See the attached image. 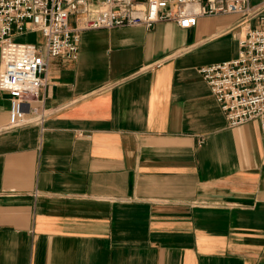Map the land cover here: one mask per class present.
Wrapping results in <instances>:
<instances>
[{"label": "crops", "instance_id": "crops-1", "mask_svg": "<svg viewBox=\"0 0 264 264\" xmlns=\"http://www.w3.org/2000/svg\"><path fill=\"white\" fill-rule=\"evenodd\" d=\"M247 25L83 29L48 58L40 124L7 129L0 89V264H264V134L229 127L198 70Z\"/></svg>", "mask_w": 264, "mask_h": 264}, {"label": "built area", "instance_id": "built-area-1", "mask_svg": "<svg viewBox=\"0 0 264 264\" xmlns=\"http://www.w3.org/2000/svg\"><path fill=\"white\" fill-rule=\"evenodd\" d=\"M228 12L250 23L238 38L237 55L198 70L229 127L257 119L264 134V0L257 5L250 0H0V89L10 93L6 128L42 123L47 110L40 88L48 58H76L83 29L148 28L165 19L188 27L198 15ZM29 31H40L43 42L16 37Z\"/></svg>", "mask_w": 264, "mask_h": 264}, {"label": "rangeland", "instance_id": "rangeland-1", "mask_svg": "<svg viewBox=\"0 0 264 264\" xmlns=\"http://www.w3.org/2000/svg\"><path fill=\"white\" fill-rule=\"evenodd\" d=\"M20 40H32L39 42V40H42L43 36L41 37V34H38L36 32H31V33H25L21 36L18 37Z\"/></svg>", "mask_w": 264, "mask_h": 264}]
</instances>
